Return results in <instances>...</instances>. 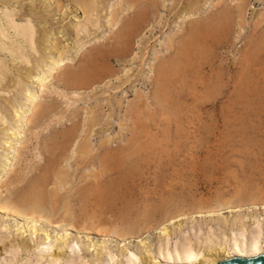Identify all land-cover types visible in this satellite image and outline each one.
Segmentation results:
<instances>
[{"label":"rangeland","instance_id":"374dc122","mask_svg":"<svg viewBox=\"0 0 264 264\" xmlns=\"http://www.w3.org/2000/svg\"><path fill=\"white\" fill-rule=\"evenodd\" d=\"M50 3L0 0V161L2 134L12 127L23 92L39 93L27 73L42 71L53 57L43 50L47 37L63 51L66 68L94 65L99 74L81 90L46 83L36 103L43 119L28 122L21 134L19 161L9 156L14 184L0 200L47 172L45 193L57 191L59 207L76 209L88 194L86 208L103 213L106 222L141 226L152 207L159 218L167 207L233 200L238 187L264 194V18L256 20L264 15V0H97L86 22L71 0ZM111 12L118 20L114 30L108 28ZM6 17L31 31L33 50L7 29ZM129 22L132 33L121 42ZM94 51L100 54L91 59ZM170 62L178 67L159 75V64ZM137 93L144 100L134 109ZM159 93L163 102L154 99ZM87 144L91 153L83 161L78 150ZM104 190L112 194L105 206ZM5 222L8 231L0 236L15 239L16 221Z\"/></svg>","mask_w":264,"mask_h":264},{"label":"bare ground","instance_id":"6f19581e","mask_svg":"<svg viewBox=\"0 0 264 264\" xmlns=\"http://www.w3.org/2000/svg\"><path fill=\"white\" fill-rule=\"evenodd\" d=\"M47 1L51 2V0ZM231 1L239 2L241 0ZM56 3V10L60 11L61 5L59 6L58 1ZM71 3L78 11H82L83 20L85 21L94 13L93 6L97 4V0H71ZM48 5L51 6L52 4ZM109 18L108 28L114 30L118 21L117 16L114 12H111ZM263 18L264 15L256 19L258 20L257 23H260ZM5 21L7 29H11L16 37L26 40L30 49L33 50L31 31L18 30L17 26L11 24L12 22L7 17ZM132 26L130 22L126 24L122 35H120L121 42H124L125 37L132 33ZM0 37L5 38L1 32ZM50 42L47 37L45 40V44L47 43L46 49L43 50L53 57L44 62L45 67L42 71H29L25 77L29 83H35L39 86V93L31 90L23 92L21 105L17 110L14 109V123L2 134L6 139L4 141L6 148L3 147L5 155L0 161V199L3 194L9 192V187L14 184L12 177H10L14 166L13 168L10 167L9 156L14 155L15 158L14 156L13 158L18 160L20 157L19 149L24 146L21 136L24 134L28 122L31 125L37 124L44 115L41 112L42 106L40 107L36 103L40 99L43 90L47 89L46 83L54 80L57 81V84L64 85V88L67 86L68 90L69 88L70 90H81L83 86L82 88L80 86L86 79H92L99 74V72L93 70L94 65L78 72L66 68L67 62L64 65L63 51L61 53L58 48L59 45L49 44ZM48 45L50 46L48 47ZM98 54H100L99 51H94L90 54L92 55L91 59ZM82 64L84 65L83 62ZM177 67L178 62H170L165 65L164 63L159 64L158 73L163 75L168 71L167 69ZM89 71L92 73L91 76L88 75ZM154 99L161 102V94H156ZM143 100L144 95L137 93L131 106L135 109L136 104L143 102ZM89 113L92 114V111ZM1 121L3 123V120ZM90 153L87 144V146L79 148L78 157L84 161L87 160ZM14 161L16 162V160ZM44 174L37 177L15 197L0 200V230L8 231L5 220L14 219L16 221L13 228L15 239L13 234L12 238L5 234L0 236V242H2V245H0V264H219L221 261H230L237 258L250 259L264 255V194L250 191L251 189L248 187L245 188L247 184L244 187L245 189L240 188V190L238 187V191L235 188L237 193L233 196V200L222 201V198H217L216 200L213 199V205L209 201L208 203L211 204L208 206L198 205L197 202L196 207L193 209L184 210L181 206H176L173 211L165 207L166 210H161L162 215L159 218L156 217L157 214L155 213L157 212L152 207L145 211L142 217L144 223L138 226L135 222L134 224L133 222L129 224L130 222L125 223L123 221L106 222L103 219V213L100 216L101 212L90 211L86 208L88 194H83L78 198L81 206L76 209L74 206H70V203L67 205L64 203L65 205L59 207V201L61 200H58L57 191L50 192L48 195L45 193L50 180L47 177L48 173ZM113 187L115 188L111 185L106 189H113ZM251 188L253 187L251 186ZM57 189L60 188L57 187ZM110 191L104 190L105 195L100 196L103 205L108 200V196L111 198L112 194L108 195ZM58 193H60V190ZM189 204L191 203L189 202ZM170 206L172 208V204ZM185 206H188V204ZM259 210L261 213L256 218L252 217L254 219H251L250 217L249 219L250 212ZM240 212L245 213V215L235 216ZM151 236H155L153 242L150 241Z\"/></svg>","mask_w":264,"mask_h":264},{"label":"water","instance_id":"95a60500","mask_svg":"<svg viewBox=\"0 0 264 264\" xmlns=\"http://www.w3.org/2000/svg\"><path fill=\"white\" fill-rule=\"evenodd\" d=\"M219 264H264V255L250 259L237 258L230 261H221Z\"/></svg>","mask_w":264,"mask_h":264}]
</instances>
